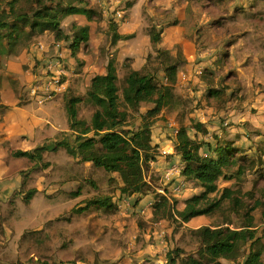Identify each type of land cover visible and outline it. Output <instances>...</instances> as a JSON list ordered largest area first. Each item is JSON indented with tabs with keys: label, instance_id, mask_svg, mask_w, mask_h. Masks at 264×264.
Returning <instances> with one entry per match:
<instances>
[{
	"label": "rangeland",
	"instance_id": "obj_1",
	"mask_svg": "<svg viewBox=\"0 0 264 264\" xmlns=\"http://www.w3.org/2000/svg\"><path fill=\"white\" fill-rule=\"evenodd\" d=\"M128 1L133 4V7L125 11L119 10ZM262 1L264 0L256 2V6L250 8L249 0H216V3H212L211 0H204L202 3L192 0H65L64 3L59 1L63 3L62 9L65 6H75L80 11H92L91 19L88 20L85 13L64 16L61 11L58 12L60 19L63 20V25L70 34L75 29L72 25L73 22L75 25H85V23L89 24V21L94 20V23H92L94 26L90 28L92 34L96 36L99 35L96 31L99 23H102L100 24V30L106 28L108 31V25L113 20L119 24L125 36L133 35L130 39L118 42L120 45L122 43L126 44L125 47H127L125 52L122 53V62L117 64V67H119L118 85L120 87L123 84L125 75L132 69L144 71L148 69L156 71L157 75L164 73L165 63L174 61L183 63V73H185L189 70L188 65L192 64L190 69L195 68L196 71L189 74L192 75L191 80H189L188 75L187 79L183 77L182 82L180 80L179 92L177 86V92L185 105H180V108L173 113H167L165 120L172 121L177 127L179 126L178 118L186 124H190V118L195 122H204L203 124L208 125L210 128V130L207 128L210 134L208 145L212 147L217 144L223 146L228 141L237 142L243 150H246L247 159L253 160V165L246 177H241L239 180L230 183L222 182L220 189L230 186L233 190L250 192L254 190L257 176H262V179L258 182V187H264V62L256 63L253 58H249V54H254L258 49L264 47L262 38L264 37V5L261 8L257 6ZM237 7H244V10L250 13L251 17H248L244 12H239L240 10L235 13ZM115 15L116 19L114 18ZM214 20H220L222 25L213 24ZM153 27L156 33L164 31L166 34L162 45L165 50L168 49L171 52L167 50V53H170L168 54L169 59L163 51L158 53L157 48L151 44L150 30ZM100 35L102 34L100 33ZM106 35L108 36V34ZM39 37L28 42L23 37L28 49L36 45L35 48L39 50L38 41L45 47L48 45L49 42L46 38L40 39ZM108 38L110 39L109 36ZM97 41L101 45L97 46L96 50L103 48L102 54L108 53L107 50L106 53L104 50L106 46L104 37H99ZM261 41L262 44L258 47L257 45ZM175 42H181L183 50L173 46ZM89 46L90 40L87 46H84L86 51L83 54L80 52L79 56L74 58L82 65L76 67L69 81L72 83L70 85H73L72 93L74 96H80L84 99V102L80 105V117L88 121L91 119L94 108L87 97V85L94 75L105 73V68L103 69L101 62L90 69L88 64L93 62L86 57ZM115 46L111 44L109 46L110 57L121 55L120 51H114ZM130 49L133 51L130 53L134 55H132L131 60L125 63L126 65H123V61L127 58L126 50ZM199 54L211 57L206 61L197 63L196 60ZM261 59L264 61V55ZM200 63L206 65L199 71L209 70L212 73L210 76L211 81L199 79L200 74L197 65ZM25 65L8 59L4 62L1 72L2 88L7 86L5 90L11 89L13 93V96L7 97L8 105L20 100L21 92L25 86L33 85L32 79L24 69ZM79 69H82L83 73L80 74ZM9 72L14 79L8 77ZM216 72H219L220 75H216ZM78 74L80 76H77ZM228 74H231V80L225 82L224 79ZM68 79H64L62 83ZM201 82L206 83H204L203 88L199 87ZM221 84L230 89L229 91L236 92V97L231 101L224 100L223 102L208 100L206 98L208 90L210 88L220 89ZM206 87L207 90L204 92ZM208 87L210 88L208 89ZM191 91L194 96H190ZM25 96L29 98V95ZM63 98L59 96L51 99L52 101L49 100L41 104L37 100H32L35 114L13 113L14 108L8 106L0 108V128L6 133V138L0 147L3 161V165L0 166V183L17 181L21 185L23 179L20 172L28 170L32 166L27 159L13 158L10 155L12 151H32L47 147L46 145L39 146L36 139L37 133L41 135L42 131L48 136L46 138L51 140H55L58 136L62 138V135L53 126L47 124L46 112L52 105L62 104ZM58 99L59 101H57ZM203 99H206L205 103L202 102ZM5 107H8L9 110L6 111ZM147 108V106L144 107L143 111H146ZM135 115L137 121L133 127L140 124L141 120L139 113H135ZM37 116H40L42 120H38ZM160 122L162 127L154 129L153 145H158L162 151L161 155L165 156L163 152L169 149L170 135L174 137L175 133L171 131L167 133L164 129L167 127V122L165 123L162 120ZM251 133L254 135L250 136ZM192 134H197V131L192 130ZM160 137L165 140V145L161 147L160 144H155L160 141ZM237 137L239 139L244 137V139L240 142ZM154 141L156 142L154 143ZM58 142L77 144L74 142V136L71 141L68 138H62ZM45 144L48 145V140H45ZM97 147L100 148V144ZM202 154L210 157L215 156L214 152L209 151L207 148ZM45 162H49L51 166L41 169L39 173L33 174L29 179V188L38 189V194L30 205H26L22 200V195H18L20 187L13 192L6 203L1 204L7 217L11 216L17 223V225H14L11 219L6 220V225L15 232L13 235L17 237L16 242L19 241L21 233L34 230L40 231L37 234L28 235L22 240L23 234L19 241L17 253L6 251V247H4L0 254V264H39L38 262L41 261H46L47 264H63L67 261L83 262L85 264H166L165 257L167 253L177 246L182 247L188 253L197 255L195 259L202 257L197 253L199 240L194 231L203 225H208L212 229L225 226L232 229L245 227V223L241 219L233 217L229 212L230 203L228 200L222 201L215 212L195 219L191 223L179 226L169 221H163L154 225L151 231L148 230V227L146 231L140 229L137 224V217L131 215L128 210L116 215L89 212L87 215L76 216L71 223L56 222L60 215L70 212L76 206L79 207L78 205L86 198L98 194L97 191H93L90 185V180L93 178V171L90 167L94 168L91 165L77 164L64 149L57 153H46ZM259 172L262 174L259 175ZM102 174L103 172H98L96 179H99ZM149 176L150 173L146 175L144 171L139 169H133L131 173L123 172L118 184L128 191L122 196L121 194L116 195L117 206L122 200L128 201L130 207H136L140 204L141 202L137 196H134L136 202H132L133 195L128 196V192H133V194L142 193L141 183L144 182V177H146L148 183L154 181ZM181 180L178 181L179 184ZM148 183L146 186L152 189L153 184L151 183L150 186ZM179 184L178 189L181 188ZM61 187L67 191L75 192H81L84 188L85 193L82 197L73 199L71 195L62 191L59 192ZM101 188L104 190V194H110L107 185L103 184ZM187 189V191L185 189L182 190L183 192L180 191L177 197H171V199L184 200L198 194L196 189L189 187ZM166 190L168 193L167 187ZM86 191H89V193ZM220 194L221 191L217 193V195ZM254 196L253 202L258 200L259 197L258 194ZM139 199H142V197ZM82 203H84L82 206H85V202ZM32 205L36 210H40L38 212L40 215L32 216L31 210L28 208ZM41 206L43 207L41 208ZM152 207L153 205L149 208ZM49 210H56V213L49 216ZM149 214L150 212L143 216L148 218ZM253 216L256 219L254 225L256 226L255 229L258 230L257 237H260L262 234L264 235V209H256ZM167 222L168 224H166ZM0 233V236H3L1 228ZM158 237L164 242H157ZM221 239L224 241L225 237H221ZM65 244L66 248L60 249ZM250 244L249 240L238 243L234 251L227 254L225 260L222 259V263L242 264L249 253ZM260 245L264 246V237L260 241ZM204 257L209 260L207 255ZM204 262L208 263L209 261Z\"/></svg>",
	"mask_w": 264,
	"mask_h": 264
},
{
	"label": "trees",
	"instance_id": "obj_2",
	"mask_svg": "<svg viewBox=\"0 0 264 264\" xmlns=\"http://www.w3.org/2000/svg\"><path fill=\"white\" fill-rule=\"evenodd\" d=\"M59 1L65 2V0H0L1 67H3V61L9 59L14 53L22 35L27 41H31L49 31L53 33L55 43L65 42V47L71 51L72 58L79 56V53L84 50V46L86 47L90 40L91 28L88 25H75L73 22L72 25L75 29L70 34L63 25V20L59 18L58 11L63 4ZM192 1L204 2V0ZM258 1L260 0H249L250 8H254ZM211 2L216 3V0H211ZM132 7L133 4L128 1L119 10L125 11ZM244 9V7H237L235 13L240 10L239 12H244L248 17H251V14ZM61 13L64 16L85 13L88 20L93 15L92 11H80L75 6H65ZM214 21L213 24L222 25L220 20ZM163 33L164 31L156 33L154 27L150 30L153 47L157 48L163 41ZM107 34L113 46L120 41L133 37V35L125 36L119 24L113 20L108 25ZM161 51L169 59L168 54L170 53H167L164 48L157 49L158 53ZM131 59L132 56L125 58L124 64ZM182 64V62L174 61L165 63L163 72L167 77L166 84H160L156 81V71L132 69L125 75L120 87L118 85L117 59L109 58L104 66L105 73L94 75L87 88L89 103L94 108L89 121L80 117V105L84 99L80 96H74L72 91L64 92L63 97L69 115L68 129L72 132L74 142L77 144L74 146L68 142H57L52 149L42 147L32 151L17 150L10 153L13 158L27 159L32 164L30 169L20 172L23 181L18 195H22L23 202L30 205L38 194V189L29 188L30 177L39 173L41 169L51 166L49 162H45V154L57 153L64 149L77 164L91 165L94 168L90 167L93 171L90 185L93 191H97L98 194L82 201L85 202V206H82L84 203L81 202L79 207L76 206L70 212L60 215L56 222L71 223L76 216L87 215L89 212L119 214L116 195L121 194L122 196L128 191L118 184L120 176L123 172L131 169L142 170L146 175L150 173L153 163L161 156L159 146L153 145L154 126L160 120L166 123L165 115L167 113H173L180 108V105H185L177 92L179 68L182 67ZM211 75L209 70H204L199 79L211 81ZM235 95L236 92L228 96L225 89L210 88L206 98L210 101L223 102L224 100H233ZM146 106L148 107L147 110L143 111ZM4 109L9 110L8 107ZM135 113L140 114L141 120L140 124L133 127L137 121L134 117ZM178 121L179 130L174 145V156L183 161L181 176L187 186L198 190V194L184 200L163 197L153 204L149 210L148 218L136 212L132 213L137 217L138 227L145 231L148 227V230L151 231L154 225L163 221L182 226L215 212L222 201L228 200L230 203L229 212L233 217L241 219L245 223V227L232 229L225 226L212 229L208 225H203L194 231L199 240L197 253L207 255L209 262L197 260L194 258V253H188L177 246L167 253L165 263L222 264V258L225 254L232 253L238 243L249 240L251 243L249 253L242 264H264V246L260 245L264 235L257 237L258 230L255 229L256 226L254 225L256 219L253 216L256 209H264V187H258V182L262 176L256 177L254 190L250 192L233 190L230 186L220 189L222 182L230 183L239 180L241 177H246L251 170L253 160H247L245 151L232 142L223 146L217 144L212 149L198 135L190 136L189 128L193 127L197 134L200 133L204 139L208 137L209 131L204 124L195 122L192 118L189 119L190 124H186L180 118ZM253 135V133L250 134V136ZM98 144H100V148L97 147ZM206 145L209 151L214 152L215 158L202 154ZM100 171L103 174L99 179H96V174ZM260 174L262 173L259 172ZM103 184L109 187L110 194L103 193L104 190L101 188ZM61 191L71 195L73 199L82 197L85 193L84 188L81 192H75L67 191L61 187L59 192ZM220 191L221 194L217 195ZM86 192L89 193V191ZM256 194L259 196L258 200L253 202ZM39 231L24 233L22 240L28 235L37 234ZM221 237H225V240L223 241ZM65 248L66 244L60 247V249ZM38 263L47 264L46 261ZM81 263L85 264L76 261H67L63 264Z\"/></svg>",
	"mask_w": 264,
	"mask_h": 264
},
{
	"label": "crops",
	"instance_id": "obj_3",
	"mask_svg": "<svg viewBox=\"0 0 264 264\" xmlns=\"http://www.w3.org/2000/svg\"><path fill=\"white\" fill-rule=\"evenodd\" d=\"M262 5H264V1L260 2L257 6H259L258 8H261ZM61 10H62V8L59 9V11H61ZM253 13L255 14V12H253ZM59 18H60V16H59ZM92 23H94V20L89 21V24H86L85 23V25H88L90 27H93L94 25H92ZM100 24H102V23H99L97 25V29H96V31H97V33L99 35L94 36L92 34V32H91V36H90V38H91L90 39V46L87 49L88 53H87V56L86 57L87 58H90V60H92L91 62H93L91 64L89 62V64H88L89 67H90V69L92 67H94V65H96L99 62H101L103 64V69H104V66H105L107 60H109V58H111V57H115L117 59V61H118L117 64H120L122 62V60H123L122 53H124L125 52V49L127 48V47H125L126 44H123L122 43L120 45V43H119L118 45H116L114 47V51H120V54L121 55H119V56L112 55L110 57L109 56V52H110L109 46H110L111 42H110V39L108 38V36L106 35L107 34L106 28L100 30ZM100 33L102 35H100ZM101 36L104 37V42H106V46H105L106 48L104 47L105 53H106V50L108 52L106 54H102L101 51L103 50V48H101L100 50H96L97 49V46L101 45V43L97 41V39L99 37H101ZM23 37L20 38L19 43H18V45L21 44L20 47L17 48L18 45L16 46V48L14 50V53L12 54V56L9 57L8 60H10L12 62H16V63L20 62L23 65L26 64L24 66V69H25V71H27V75L30 76V78L32 79V82H33L32 84L33 85L38 84L39 86H47V85L50 86V91L54 92L52 99H54L56 97H59V96L63 98V93L66 92V91H68V92L69 91H72L73 92V85H70L72 83L69 82V81L71 80L70 78L73 76V74H74V72L76 70V67L78 65H82V64H81V62L75 61L74 58L71 57V51L69 49H66L65 48V42L55 43L53 33L51 31L46 32V33L43 34V36H41L39 38L40 39L46 38L49 43L46 46V50L45 51H40V50H38V49L35 48L36 45H34L30 49H28L27 43L24 41V38L25 37L24 38ZM165 37H166V34L163 33V40H164ZM262 38L264 40V37H262ZM38 43L40 44L41 42L38 41ZM162 44H163V41L158 45L157 49H162L164 47ZM261 44H262V41L257 46L259 47ZM173 46H176L177 48H180L181 50H183V47H182V43L181 42H175L173 44ZM84 51H86V50H82V54H83ZM126 52H127L126 53V56L127 57L134 55V54H131L130 53V52H133L131 49L130 50H126ZM263 55H264V47L258 49V51L256 53H254V54H249V58H253L256 63H262V62H264L261 59V57ZM210 57H208V56H202L201 54H199V57H197V60L196 61H197V63H199L201 61H206V60L210 59ZM53 58H57L60 61H62L66 65V69L70 72L69 77H66V78H63L62 79V81H63L64 79H68L69 78L64 83L61 82V84L59 83V84L56 85L55 82L53 81L52 76L47 75V74L44 75L45 73L41 71V67L44 64V62L47 61V60L53 59ZM5 61H3V65H4V62ZM185 61H187V60H185ZM123 65H126V64H124V61H123ZM205 65H206L205 63H200L199 65H197V69H198V73L199 74L202 73L199 70H201L202 67H205ZM190 67H192V64H189L188 65L189 70H187L185 73H183V67H181V69H180L181 72H180L179 77H178V92H179V88H180L179 86L181 85L180 84V80L182 82L183 77H186V79H187L188 76L190 78L189 80H191L192 75H189V74L192 73V72H194V71H196L195 68L190 69ZM118 69H119V67H118ZM78 71H79L80 74L83 73L82 72V69H79ZM212 71H213V68H212ZM1 72H2V67H1V64H0V106H8L10 108H14L12 110L13 113H25V114H33L34 113L35 114L36 111L33 109V104H32L33 102H32V100H37L38 103H40V101H39V99L33 98L30 95V93H29L28 90H29V88L31 86H28L27 85V86L24 87V89L21 92L22 95H21V98H20L19 101H15L13 104L8 105V103H7V97L8 96H13V93H12V90L11 89L5 90L7 86L2 88V84H1V80H2L1 79ZM80 74H78L77 76H80ZM216 75L219 76L220 73L219 72H216ZM230 75L231 74H228L225 77V82H226V80H231L229 78ZM8 77L10 79H14L13 75L10 72L8 73ZM156 78H157L156 81H158L160 84H166V81H165L166 77H165V74L164 73L157 74L156 75ZM192 81H193V79H192ZM204 83L201 82L200 85H199V87L200 88H203L204 87L203 86ZM87 86H89V83H88ZM221 86H222L221 88H225V86L223 84H221ZM209 88L210 87H208V89ZM220 89H218V90H220ZM206 90H207V87L205 88L204 92H206ZM225 90H226V93L227 94H232L233 93V92L229 91L230 89H228L227 87L225 88ZM204 92H202V93H204ZM42 94H46V92H42L40 95H42ZM240 94H239V96H240ZM25 95H29V98H26L27 96H25ZM190 96H194V94L192 93V91L190 92ZM57 101H59V99ZM205 101H206V99L205 100L203 99L202 102L205 103ZM46 113H47V121H46L47 124L53 126L54 129L58 133H60L62 135V138H68L71 141V139L73 138V134L68 129V119H69V115H68V111L66 110V105H65L64 98H63V103L62 104L60 103L58 105H52L47 110ZM37 119L38 120H42V119H40V116H37ZM214 119H216V118H214ZM160 121L157 122V124L154 126V129L155 128L160 129V127H162V126H160V124H161ZM205 126H206V128H208L210 130V128L208 127V125H205ZM192 130H194L193 127L192 128H189V134H190V136H192V137L197 136L198 134H192ZM153 135H154V130H153ZM198 136L200 137L201 140H204L206 143L209 142V139L208 138H209L210 134H209L208 137H205L206 139H204L202 137V135H200V134ZM46 137H48V136L45 135L44 131L41 132V135L39 133H37V135H36V139L39 142V146L46 145L47 146L46 148H49V149H52L53 148L52 147L53 144L57 143L58 141H60L62 139L59 136L55 140H51V139L46 138ZM5 138H6V133L2 130V128H0V147L3 145V140ZM243 139H244V137H242V139H239L237 137V140L240 141V142ZM250 139H251V137H250ZM45 140H48V145L45 144ZM155 142L156 141H154V143ZM228 142H232L233 144H235V146H237V147H239V148L242 149V147L237 142H233V141H228ZM155 144H160V147L161 146H164L165 145V140L160 137V141L158 143H155ZM215 147H212V149H214ZM206 148L209 150V148L206 145L204 147V149L202 150V152ZM244 151H246V150H244ZM161 153H162V151H161ZM204 156H206V155H204ZM245 157L247 159L246 152H245ZM172 158H173V156H166L165 157V156H162L161 155V156L158 157L157 161L155 163H153L152 170L150 172L149 178H153L154 179V181L151 182L154 186L151 183H148V181L146 180V177H144V182L141 183V186L143 188L142 189V193L139 192L137 194H133V192H128V196L133 195V197L131 198L132 199L131 200L132 202H136L134 196H137L138 197V200H140V202H141L140 204L136 205V207H129L128 208V211L130 212V214L135 213V212L136 213H139V214H142V215L147 214L149 212V210L151 209V208L150 209H147V206L149 204H152L154 202V199L158 197L157 190L160 187L166 186L167 189L169 190L168 194H170V195H175L176 193H178V192H180L182 190V188H179V189L177 188L178 187V184H179V182H178L179 180H170V179H167L165 177V171L164 170H165V168L167 167L168 163L170 162V160ZM177 158H179V157H175V159H177ZM247 160H249V159H247ZM2 165H3V161L1 159V154H0V166H2ZM131 171H133V169L128 170L127 172L128 173H131ZM147 183L150 186L152 185L151 186L152 189H149L148 186H146ZM160 184H163V185L161 186ZM20 186H21L20 183H18L17 181H7V182L0 183V212L2 214V217L0 218V228L3 230V236H0V241H2L0 243V254H1V251L3 250L4 247H6V251L8 250L11 253H17V248H18V245H19V241H20L22 235L24 234V233H21V235L19 236L20 237L19 241L16 242L17 237H16V235H13L15 232H13L10 229V227L8 225H6V220L7 219H11L14 225H17V223H16L15 219L12 218L11 216L7 217V214L5 213V211L3 210V207L1 205V204L6 203L8 201V198ZM171 190H173V192H171ZM141 197H142V199H139ZM42 207L43 206H41V208ZM28 208H30L32 216L38 214V212L40 211V210H36V208L33 205L30 206V207H28ZM8 211H9V208H8ZM49 211H50L48 213L49 216H51L52 214L56 213V210L55 211L54 210L53 211L49 210ZM41 212H43V211H41ZM38 215H40V214H38ZM50 218L53 219L52 217H50ZM166 224H168V222ZM159 241H163L164 242V240H160V238L158 237L157 242H159ZM6 251H5V253H6ZM196 256L197 255H194V258H196ZM200 256H202V257H197V260L207 261V262L209 261L207 257L206 258L204 257L205 255H200ZM227 256L228 255L225 254L222 259L225 260ZM226 264H227V262H226Z\"/></svg>",
	"mask_w": 264,
	"mask_h": 264
},
{
	"label": "built area",
	"instance_id": "obj_4",
	"mask_svg": "<svg viewBox=\"0 0 264 264\" xmlns=\"http://www.w3.org/2000/svg\"><path fill=\"white\" fill-rule=\"evenodd\" d=\"M116 14V13H114ZM114 18L116 19V15L114 16ZM39 45V50L40 51H45L46 47L42 44H38ZM41 71L44 72L47 75L52 76L53 81L55 82V84H61L62 79L69 77L70 72L66 69V65L60 61L57 58H53L50 60H47L44 62V64L41 67ZM166 83H167V77L165 79ZM29 93L33 98H37L39 99L40 103H45L49 100H51L53 98V94L54 92L50 91V86H39L38 84L33 85L29 88ZM42 92H46V94H42L40 95ZM178 130L179 127H177L175 125V123H173L172 121H167V127L165 128V131H167V133L174 132L175 135L174 137H172L170 135V143H169V149L168 150H164L165 152L164 155L165 156H174V145L177 141V136H178ZM177 157V156H176ZM183 161L180 158L175 159V157L168 163L167 167L165 168V176L170 179V180H180V186L182 188V190H188L186 182L184 181V179L182 178V168H183ZM181 190V191H182ZM158 193V197L154 199V202L152 204H149L147 206V209H150L149 207L152 206L156 201L160 200L161 198H167V199H171V197H177L179 195L180 192L176 193L175 195H170L167 193L166 190V186L160 187L157 190ZM118 208L120 210V212L124 213V211H127L128 208L130 207V204L128 201L126 200H122L120 203H118ZM121 213V215H122Z\"/></svg>",
	"mask_w": 264,
	"mask_h": 264
}]
</instances>
